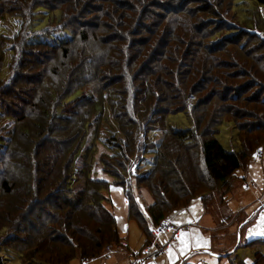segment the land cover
<instances>
[{
  "label": "trees",
  "instance_id": "trees-1",
  "mask_svg": "<svg viewBox=\"0 0 264 264\" xmlns=\"http://www.w3.org/2000/svg\"><path fill=\"white\" fill-rule=\"evenodd\" d=\"M181 1L0 0V253L70 264L124 248L95 158L126 189L142 248L195 198L228 205L264 148V0ZM41 9L53 17L34 29ZM12 19L18 30L2 31ZM180 113L188 127L170 124ZM226 122L231 150L217 137ZM134 188L151 194L145 210Z\"/></svg>",
  "mask_w": 264,
  "mask_h": 264
},
{
  "label": "rangeland",
  "instance_id": "rangeland-1",
  "mask_svg": "<svg viewBox=\"0 0 264 264\" xmlns=\"http://www.w3.org/2000/svg\"><path fill=\"white\" fill-rule=\"evenodd\" d=\"M185 1L192 2L194 0H183L179 5L185 3ZM203 1L188 3L187 7L200 6L201 8L205 4L202 3ZM244 8L242 4L237 5L238 13L243 15ZM43 10L41 9L42 12L37 11L35 14V18L39 21L33 26L34 29L42 27L43 24L53 17L50 11L47 10L48 13ZM2 26V31L7 30L9 34H13L18 30L19 21L16 19L8 20ZM225 32L223 31L222 33ZM96 46L97 44L91 45L92 48ZM248 52L252 53V51ZM10 55L9 52L6 53L7 64L10 61ZM196 57L203 61L200 53ZM181 70H184L183 74H187L191 72L192 67L189 66V63H182ZM3 76H7V69H4ZM169 119L172 126H189L188 119L184 113L171 115ZM219 130L218 139L226 149L231 150V141L235 139L234 127L231 123L226 122L220 126ZM154 134V139L156 140H159L162 136L161 131H156ZM154 159L153 155H147L146 160L138 166L140 172L149 169L154 163ZM262 161L259 158L252 160L244 180L235 182L228 205L221 206L219 204L220 206L215 205L206 210L203 208L201 200L195 198L188 208L174 212L168 222L179 228V235L174 238V233L171 232V241L167 240L164 242V236L159 238L154 237L152 234L151 242H154V244L151 247V251L154 252L155 247L156 250L158 249L162 252L151 258L148 253L140 255L145 248H142L145 244V236L137 221L128 217L129 209L126 189L114 184L113 177L96 166L98 163L96 158L92 159L94 169L91 172V176L110 182L109 189L104 192L105 200L103 203L115 214L119 232L122 238L127 241V245L124 248L115 247V252L111 251L107 255L112 254L111 256H114L113 253L127 254L124 255L125 259L119 264H135V261L140 257L145 259V264H239L240 262L254 264L255 252L261 251L264 253L263 244L250 247L247 243L257 238L264 239V164ZM135 171L136 168L133 169L132 174ZM245 172L246 170H239L238 175L243 177L242 175H245ZM245 181H247V184L244 183ZM133 194L137 196L143 210L152 202V196L146 188H134ZM158 240L165 246H156ZM0 259L4 260L5 264H22L14 254L6 255L0 253ZM82 263L83 261L77 259L70 264ZM87 264L100 263L91 261Z\"/></svg>",
  "mask_w": 264,
  "mask_h": 264
},
{
  "label": "built area",
  "instance_id": "built-area-1",
  "mask_svg": "<svg viewBox=\"0 0 264 264\" xmlns=\"http://www.w3.org/2000/svg\"><path fill=\"white\" fill-rule=\"evenodd\" d=\"M178 231L179 228L175 227L173 224L169 223V222H163L161 223L159 226L153 228L152 234L154 235V237H160L162 234L166 233V232H173L174 233V238H176V236L178 237ZM171 241V239L169 240V242ZM168 242V244H169ZM154 242H151V244L147 245L140 253L141 254H149V256L151 258H154L155 256H157L159 253H161V250H158L156 253H153L151 251V247L153 246ZM146 261L143 257H140L139 259H137L135 261V264H145Z\"/></svg>",
  "mask_w": 264,
  "mask_h": 264
},
{
  "label": "crops",
  "instance_id": "crops-1",
  "mask_svg": "<svg viewBox=\"0 0 264 264\" xmlns=\"http://www.w3.org/2000/svg\"><path fill=\"white\" fill-rule=\"evenodd\" d=\"M261 159V161L263 162L264 164V150L262 152V155L260 157H258ZM246 173H247V170L245 172V175H242L243 177H246ZM247 181H245L244 183H246ZM247 184V183H246ZM170 233L171 232H166L164 233V235L162 234L159 238H161L162 236H164L163 238V241L166 242L167 240H170ZM177 238V237H176ZM124 245H127V241L124 240ZM156 246H162L164 247L165 245H162L159 240H158V244ZM158 250V249H157ZM154 247V252L153 253H156L157 251ZM112 255V254H111ZM111 255H104L103 258H100V259H97V260H90V261H87V262H83L82 264H87L88 262H91V261H96L100 264H119L122 260L125 259V256L124 255H127V254H120V253H113V255L115 256H111ZM119 260V261H118Z\"/></svg>",
  "mask_w": 264,
  "mask_h": 264
}]
</instances>
